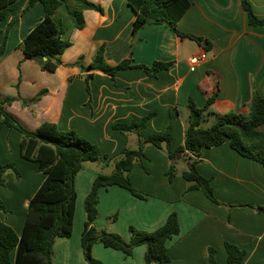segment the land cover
I'll use <instances>...</instances> for the list:
<instances>
[{
    "label": "crops",
    "instance_id": "crops-1",
    "mask_svg": "<svg viewBox=\"0 0 264 264\" xmlns=\"http://www.w3.org/2000/svg\"><path fill=\"white\" fill-rule=\"evenodd\" d=\"M28 1L16 0L9 7V19L0 21L1 44L9 21L18 18L7 30L0 55V99H12L5 108L27 130L50 122L97 147L94 166L83 163L75 177L72 233L68 238H55L52 245V264H88L80 244L82 201L99 173H111L120 151L138 145V135L122 134L113 126L146 119L139 136L143 139L169 129L175 149L184 143L190 99L198 108L212 99L202 121L215 117V122L216 115L230 112L246 114L253 90L264 97V25L248 23L240 0H190L176 29L206 40L207 49L158 24L142 27L131 48L135 15L125 0H88L101 11L84 10L81 30L74 28L66 8L60 6L55 15L63 25L61 39L69 46L50 73L24 59L18 48L44 15L40 3L22 14ZM248 1L254 15L264 19V0ZM98 49L110 66L130 56L134 65L149 67L161 62L170 67L154 77L139 68L112 76L86 69ZM201 54L205 60L191 64V58ZM21 139L17 130L2 127L0 165H14L19 178L10 170L3 175L0 200L6 212L0 211V220L18 236L28 201L45 177L37 172L36 163L21 157ZM169 165L164 150L145 145L144 156L128 172L132 186L144 199L118 186L100 189L94 227L128 241L129 226L152 232L170 213H176L179 233L166 242L170 260L165 264H208L209 249L215 251L216 264H226V242L246 252L241 264H264V166L239 155L228 141L203 148L197 169L209 179L219 202L215 204L202 192L187 190L180 176L185 163L178 162L171 180L166 176ZM112 215L116 220L107 222ZM144 253L143 245L135 247L129 257L101 244L91 248L92 257L102 264H144Z\"/></svg>",
    "mask_w": 264,
    "mask_h": 264
},
{
    "label": "trees",
    "instance_id": "trees-1",
    "mask_svg": "<svg viewBox=\"0 0 264 264\" xmlns=\"http://www.w3.org/2000/svg\"><path fill=\"white\" fill-rule=\"evenodd\" d=\"M16 0H0V21L8 20L10 6ZM133 11L135 18L132 24L133 41L137 32L146 25L158 24L170 28L180 37H187L198 44L209 46L206 40L193 35L180 33L176 25L190 7V0H125ZM243 10L252 26L264 25V19L257 18L248 0H240ZM40 3L44 15L28 32L18 48L24 59L33 60L47 72H54L60 64L59 56L68 48L69 43L62 40L63 25L56 17L55 11L64 6L73 26L77 30L84 27V10L101 9L88 0H29L22 14ZM12 18L8 28L17 21ZM7 28V30H8ZM7 30L0 44V55L4 53ZM131 55V51L129 53ZM45 59V60H43ZM170 67V63L155 62L151 66L132 64L130 56L115 66L104 62L103 51L98 49L93 61L86 67L88 70L114 75L117 71L139 68L148 76L154 77L160 70ZM11 98L0 99V131L3 126L17 130L21 136L20 155L24 160L37 164V172L45 177L37 191L30 198L21 234L0 220V264H52V245L55 238H68L72 233L76 202L75 176L85 162H94L99 156L97 147L78 136L74 131H60L50 122L42 123L35 130H27L6 110L5 105ZM212 99H208L204 107L198 108L190 99L188 103V121L184 131L182 146L172 149L169 129L160 134L141 138L139 131L145 120L118 123L114 130L122 134L138 135V145L134 150L122 149L114 162V170L110 174H98L92 182L89 193L83 200L84 223L80 244L83 257L88 264H102L91 255L94 244L121 251L126 257L132 255L135 247L145 246L144 264H165L169 262L166 242L179 233L176 213H170L164 224L152 232L140 231L129 226V240L124 241L119 235L105 230H97L94 221L97 218L99 191L102 188L118 186L127 190L136 198L144 196L132 186L128 172L135 162L144 156V146L149 144L164 150L170 161L166 172L168 179L176 174L178 162L186 164L180 173L188 184L187 190H197L212 203L219 204L209 179L203 177L198 169V158L203 148H212L228 141L231 149L242 157L254 160L264 166V97L252 91L248 103V112L225 113L216 115V122L209 128H202L204 113ZM177 156L180 159L177 161ZM11 170L19 178V173L12 164L0 165V185L4 184L3 175ZM0 211L6 212L0 200ZM116 215L108 221L114 222ZM226 264H241L246 252L231 244L224 243ZM15 251L14 257L12 253ZM215 251L209 249L208 264H216Z\"/></svg>",
    "mask_w": 264,
    "mask_h": 264
},
{
    "label": "rangeland",
    "instance_id": "rangeland-1",
    "mask_svg": "<svg viewBox=\"0 0 264 264\" xmlns=\"http://www.w3.org/2000/svg\"><path fill=\"white\" fill-rule=\"evenodd\" d=\"M214 118L215 117H211V120H207V121H202L201 122V127L202 128H209L210 126H212L215 122H216V120H215V122H214ZM86 164H88L89 166H94V163H91V162H85ZM91 163V164H90ZM14 168L16 169V167L14 166ZM81 170V169H80ZM113 170H114V164H113V169H112V171H111V173L113 172ZM11 171V170H10ZM99 174H105V173H99ZM110 174V173H109ZM107 175V174H106ZM76 177V176H75ZM74 184H75V182H74ZM75 191H76V188H75ZM84 200V199H83ZM82 208H83V201H82ZM1 213H3L2 211H1ZM4 214V213H3ZM112 216H114V215H112ZM112 216H109V217H107V222H110V221H108L109 220V218H111ZM133 227V226H132ZM135 228V227H134ZM138 230V229H137ZM141 231V230H140ZM51 260H52V256H51Z\"/></svg>",
    "mask_w": 264,
    "mask_h": 264
},
{
    "label": "built area",
    "instance_id": "built-area-1",
    "mask_svg": "<svg viewBox=\"0 0 264 264\" xmlns=\"http://www.w3.org/2000/svg\"><path fill=\"white\" fill-rule=\"evenodd\" d=\"M204 60H205V55L201 54L199 56L191 58L190 62H191V64H198Z\"/></svg>",
    "mask_w": 264,
    "mask_h": 264
}]
</instances>
